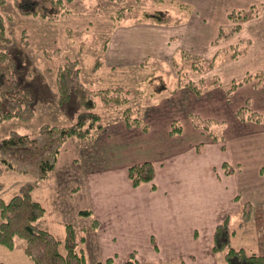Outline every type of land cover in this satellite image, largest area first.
Segmentation results:
<instances>
[{"label": "rangeland", "instance_id": "1", "mask_svg": "<svg viewBox=\"0 0 264 264\" xmlns=\"http://www.w3.org/2000/svg\"><path fill=\"white\" fill-rule=\"evenodd\" d=\"M65 4L69 11L54 19L21 14L14 0L0 4L10 39L0 41V50L15 61L17 87L30 91L33 98V115L0 121V138L10 131L31 134L46 123L67 126L86 111L73 88L66 93L60 86L57 74L67 62L74 63L79 81L93 93V110L102 124L87 138L70 137L87 148L113 122L148 131L156 129L159 116L160 122L171 126L190 122L210 139L222 142L227 112L248 94L249 101L240 106L245 109L241 120L256 122L258 127L264 124V0H70ZM156 10L166 13L169 21L144 17ZM116 88L125 93V103L104 101L97 93ZM234 91L240 96L232 95ZM250 111L259 119L250 118ZM66 166L61 171L52 169L35 183L27 173L4 170L0 198L8 200L22 184L33 182L32 196L45 208L36 225L62 240L64 222L71 223L83 238L78 246L85 264H91L101 260L93 253L97 223L94 219L90 225H76L88 216L79 214L80 209L81 217L74 212L83 201L77 192L83 176L79 173L72 183L74 169ZM230 219V227L236 230L241 216L230 215ZM25 244L17 238L13 249L0 245V261L33 264L23 252ZM231 245L239 247L232 237ZM60 249L65 250L62 244ZM130 253L125 258L109 256L121 263ZM214 254L217 263L213 264L222 262L223 253Z\"/></svg>", "mask_w": 264, "mask_h": 264}, {"label": "crops", "instance_id": "2", "mask_svg": "<svg viewBox=\"0 0 264 264\" xmlns=\"http://www.w3.org/2000/svg\"><path fill=\"white\" fill-rule=\"evenodd\" d=\"M249 97L227 112L222 142L190 122L171 133V123L160 122L161 116L148 131L113 122L88 148L76 139L64 142L52 171L71 166L72 183L82 174L77 192L83 201L74 212L89 214L75 224L95 219L96 259L125 258L134 251L143 264L217 263L214 228L226 216L229 222L230 215L241 216L244 203L250 215L239 223L232 243L264 252V124L235 115ZM146 160L154 164L153 181L133 185L128 167Z\"/></svg>", "mask_w": 264, "mask_h": 264}, {"label": "trees", "instance_id": "3", "mask_svg": "<svg viewBox=\"0 0 264 264\" xmlns=\"http://www.w3.org/2000/svg\"><path fill=\"white\" fill-rule=\"evenodd\" d=\"M65 1L70 0H14V3L21 14L54 19L69 11ZM2 3L3 0H0V4ZM238 16L237 13L236 17ZM144 17L159 23L169 21V16L160 10L144 14ZM23 37H27V34L24 33ZM0 41H10L5 32L1 13ZM15 66L12 56L0 50V103L3 105V108L0 107V121L12 117L26 120L33 115L32 94L26 89L17 87ZM57 75L62 90L68 93L69 88H73L86 111L79 113L76 121L67 126L46 123L31 134L10 131L2 136L0 138V174L4 170H12L29 174L34 183L41 181L54 168L58 153L66 139L87 138L102 128L99 114L93 110L95 105L93 93L79 81L78 69L74 63H65ZM97 93L104 101L119 104L127 101L125 93L120 92L118 88L104 89ZM244 112V107H240L236 110V115L240 119H245ZM249 113H251L250 118L259 119L253 111ZM178 127H181L178 123H172L170 132H176ZM128 177L133 185L152 182L155 177L154 164L147 160L132 164L128 167ZM34 183L22 184L18 193L8 200L0 198V245L13 249L15 240L23 238L26 242L23 252L33 264H85L84 252L78 246L79 239L81 241L83 238L78 236L77 229L71 223L64 224L65 232L62 240L52 231L36 225V221L43 216L45 208L32 196ZM250 211L249 205L244 203L240 224L249 218ZM79 214L88 215L89 212L86 209H80ZM234 233L235 228L230 227L227 216L214 228L212 251L223 253V260L219 264H264V252H250L244 247L231 245V237ZM61 244L65 249L64 252L60 249ZM0 264L5 263L0 261ZM91 264H139V261L136 253L132 251L129 258L121 263L115 262L111 256H108Z\"/></svg>", "mask_w": 264, "mask_h": 264}]
</instances>
